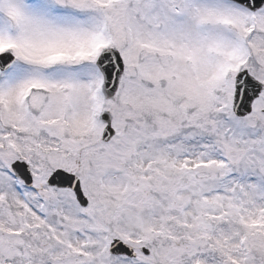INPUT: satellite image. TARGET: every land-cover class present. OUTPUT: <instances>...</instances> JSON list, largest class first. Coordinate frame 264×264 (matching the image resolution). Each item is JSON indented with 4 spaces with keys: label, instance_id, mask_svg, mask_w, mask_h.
I'll list each match as a JSON object with an SVG mask.
<instances>
[{
    "label": "snow or ice",
    "instance_id": "obj_1",
    "mask_svg": "<svg viewBox=\"0 0 264 264\" xmlns=\"http://www.w3.org/2000/svg\"><path fill=\"white\" fill-rule=\"evenodd\" d=\"M0 264H264V0H0Z\"/></svg>",
    "mask_w": 264,
    "mask_h": 264
}]
</instances>
